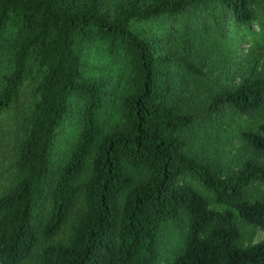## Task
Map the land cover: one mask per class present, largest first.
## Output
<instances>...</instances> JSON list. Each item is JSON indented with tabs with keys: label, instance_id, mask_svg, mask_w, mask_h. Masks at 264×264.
I'll use <instances>...</instances> for the list:
<instances>
[{
	"label": "trees",
	"instance_id": "trees-1",
	"mask_svg": "<svg viewBox=\"0 0 264 264\" xmlns=\"http://www.w3.org/2000/svg\"><path fill=\"white\" fill-rule=\"evenodd\" d=\"M104 3L0 0V121L30 87L13 176L0 194V264H159L163 230L181 218L183 246L169 264H264V240L243 246L240 229L264 232V197L251 194L264 183V164L218 165L193 142L227 111L260 112L264 72L215 75L227 83L217 80L200 109L187 77L204 84L212 75L176 51L220 17L264 27V0H128L111 13ZM194 8L220 16L189 31L181 15ZM120 74L125 90L113 117ZM239 138L264 150V115ZM188 178L224 209L211 208Z\"/></svg>",
	"mask_w": 264,
	"mask_h": 264
},
{
	"label": "rangeland",
	"instance_id": "rangeland-1",
	"mask_svg": "<svg viewBox=\"0 0 264 264\" xmlns=\"http://www.w3.org/2000/svg\"><path fill=\"white\" fill-rule=\"evenodd\" d=\"M150 0H138V2L146 3ZM103 10L109 13L120 9L128 2V0H105ZM262 13V12H261ZM215 15V17H214ZM262 15V14H261ZM219 13L211 14V12H202L198 8H194L188 13L181 15V20L189 22L192 29H203L204 23L208 18H219ZM261 17L257 19L260 21ZM219 26H213L214 22L209 21L206 31L193 39L186 38L183 40L182 46L178 45L176 51L183 52L190 61L195 63L202 69L205 75H212V83L207 79L204 84L200 81L195 82L192 77H187L191 82L189 89L194 91L191 99L195 106L202 109L205 102L208 101L211 90L216 87L217 80L227 83L225 78L216 79L215 75H242L244 72L250 71L264 72V27L255 22L252 25L238 27L230 17H220ZM223 27V38H218V32ZM103 65L105 63L102 62ZM183 75H191L184 74ZM126 75H118L117 80L112 81L114 88V102L112 104V116L117 117L119 96L125 90ZM30 87L26 85L23 93L18 101V106H14L11 110L2 115L0 121V194L5 192L10 185L13 176L11 163L13 161L14 151V136L16 128L22 118L23 110L26 108L27 96L30 92ZM186 92L184 91V94ZM224 117L216 119L214 125L210 129H206L201 134L199 139L194 140L196 150L202 158L212 161L215 164H226L230 167H236L241 158L253 157L264 164V150L253 151L240 142L239 133L243 130L254 129L264 115V107L260 112H257L252 117H237L229 116L230 111L226 112ZM112 119V118H111ZM215 121V120H213ZM220 123V124H219ZM72 123H67L63 126L59 134V143L68 135ZM200 193L204 194L209 205L213 209L222 210L224 206L214 201L213 194L205 189L194 178L186 180ZM251 194L254 197H264V183L255 184L251 189ZM71 215L63 230L55 238V241H60L68 234L70 223L73 220ZM184 220L183 218L177 224H172L166 227L162 233L160 243V263L169 264L170 260L182 249L184 242ZM241 229V244L248 246L264 240V232L258 227L247 223L240 224Z\"/></svg>",
	"mask_w": 264,
	"mask_h": 264
}]
</instances>
